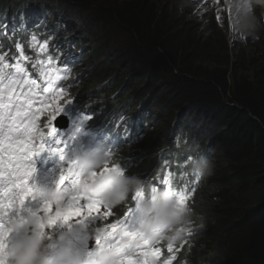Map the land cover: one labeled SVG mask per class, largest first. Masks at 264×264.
Masks as SVG:
<instances>
[{
  "label": "clouds",
  "instance_id": "clouds-1",
  "mask_svg": "<svg viewBox=\"0 0 264 264\" xmlns=\"http://www.w3.org/2000/svg\"><path fill=\"white\" fill-rule=\"evenodd\" d=\"M52 4L57 10L56 14L76 17V29L79 28L65 37L73 45H58L51 51V54H55L62 46H71L73 52L69 55L74 57L72 61L68 57L61 59L54 55L53 62L73 65L79 60L77 66L82 72L76 89L71 88L65 94L64 102L60 103L62 112L56 119L74 123V132L67 133L69 144L81 148L85 143L98 139L101 134L105 136L110 132L134 128L133 137L114 148L116 150L109 154V159L100 149L93 156L81 157L77 164L83 176H87L92 169L99 170L106 159V163L121 166L122 175L106 176L89 190V194L106 200L116 210L113 217L104 223H114L123 218L121 214L126 207L134 205V209L133 198L136 197L143 230L148 234H160L154 246L161 248V264L167 262L162 254V245H172L174 251L183 254H178L173 264H196V260L208 250H214L209 237L219 225L222 227L225 217L209 210L206 192L218 176L232 171L230 165L224 162L228 154L227 147L224 148L219 140L216 142L210 136L201 135L200 132L206 128L205 117L197 120V113L193 115L192 110L185 109V106L174 107L168 115L166 107L161 104L162 95L155 96L163 87L162 75L159 82L154 79L151 91L149 86L152 82L149 80L138 85L131 82V77L122 78L120 68L105 70L106 65L110 64L109 59L123 44L124 35L115 34L114 27V31L108 28L120 39L119 46L106 38L93 39L99 30L102 32L106 29L97 27L95 6L83 8L66 0H52ZM162 5L170 14L180 16L185 24L213 20L223 31L227 48L234 58L239 45L246 47L264 40V0H162ZM255 29H259L260 33L252 36L248 34ZM64 31L63 28L61 32ZM60 36L62 34L57 35ZM78 40L82 43L75 46ZM147 104H150L147 113L141 109L143 122L135 124L139 120L135 109ZM113 117L122 118L113 122ZM38 120H44V115H40ZM64 129L62 126L61 134ZM91 129L96 132H91ZM60 145H66V141ZM168 175L170 187L163 185L161 179ZM178 193L188 197L183 204L178 203ZM260 213H264V201L255 204L249 214L255 216ZM32 226L28 223L24 227L31 229ZM94 227L89 223L85 230L77 225L73 232L66 235L83 237L87 234L91 240L94 239ZM16 230L22 232L23 228L16 227ZM200 235H204L203 240L199 238ZM195 240H198L197 244ZM31 242L30 233L14 242L9 251L17 255L9 258V264H17L18 260H22L21 254L30 252ZM47 245V239L42 240L36 253L28 257V264H85L87 257L78 248L65 245L52 252Z\"/></svg>",
  "mask_w": 264,
  "mask_h": 264
},
{
  "label": "trees",
  "instance_id": "trees-1",
  "mask_svg": "<svg viewBox=\"0 0 264 264\" xmlns=\"http://www.w3.org/2000/svg\"><path fill=\"white\" fill-rule=\"evenodd\" d=\"M66 1L95 6L97 27H114L124 35L105 70L120 68L122 78L138 85L149 80L151 91L162 75L163 87L155 96L162 95L168 115L185 106L197 120L205 117L201 135L227 147L224 162L232 171L218 176L206 192L209 210L225 217L209 237L214 250L196 264H264V213L249 214L264 201V40L239 45L234 58L213 20L185 24L162 0ZM44 19L37 15L35 22Z\"/></svg>",
  "mask_w": 264,
  "mask_h": 264
},
{
  "label": "snow or ice",
  "instance_id": "snow-or-ice-1",
  "mask_svg": "<svg viewBox=\"0 0 264 264\" xmlns=\"http://www.w3.org/2000/svg\"><path fill=\"white\" fill-rule=\"evenodd\" d=\"M36 39L35 36L32 37ZM4 59L0 56V62ZM8 65L0 66V218L17 216L10 221L15 227L31 223L35 226L36 235L43 237L48 229L56 225L71 227L72 222L80 223L90 217L108 219L116 211L106 200L97 195L89 194L92 185L111 174L122 175L120 165L104 163L99 171L92 170L84 179H80L75 170V162L68 161L54 192H39L30 186L29 178L33 173L30 166L32 157L44 150L40 141L46 135L55 133L53 123L62 112L61 101L63 92L48 77L47 86L40 89L46 95H38L36 80H26V72L22 64L17 63L13 72H5ZM35 67V65H33ZM27 84V91L23 90ZM34 104L39 107L34 108ZM44 120L38 124V118ZM88 119V117H85ZM44 128L42 131L41 128ZM59 143V142H58ZM66 145L53 149L62 153ZM63 161L65 157L61 155ZM75 177L74 180L72 178ZM163 185L170 187V175L161 177ZM72 180L69 191L63 188L66 181ZM155 192L156 189L154 188ZM142 195V194H138ZM179 204L187 200L184 193H178ZM42 201L38 211L24 212L27 201ZM135 207L126 209L122 219L108 223L96 229L95 250L87 253L88 264H160L161 248L154 246L159 232L148 234L143 230L138 215L139 202L133 198ZM139 222V227L136 224ZM11 229L0 224V264H9V258L17 255L10 252L7 244ZM174 260L173 249L168 248ZM31 252L21 254L22 264H28ZM171 264V262H166Z\"/></svg>",
  "mask_w": 264,
  "mask_h": 264
},
{
  "label": "rangeland",
  "instance_id": "rangeland-1",
  "mask_svg": "<svg viewBox=\"0 0 264 264\" xmlns=\"http://www.w3.org/2000/svg\"><path fill=\"white\" fill-rule=\"evenodd\" d=\"M87 20H90L89 17H86ZM86 22V20H85ZM115 29V28H114ZM115 34H118L116 33V30H115ZM104 38L108 39L109 41H111V43L115 46H119L120 45V39L117 38V36L113 35V33L111 32L110 29L106 28L105 30H103L102 32H99L94 35V38L93 39H96V40H103ZM237 47V46H236Z\"/></svg>",
  "mask_w": 264,
  "mask_h": 264
},
{
  "label": "bare ground",
  "instance_id": "bare-ground-1",
  "mask_svg": "<svg viewBox=\"0 0 264 264\" xmlns=\"http://www.w3.org/2000/svg\"><path fill=\"white\" fill-rule=\"evenodd\" d=\"M36 28H38V27H36ZM111 138V137H110ZM50 172H46V171H41L40 173H41V175H43V176H45V177H47V175L48 174H50L51 173V171L52 170H49ZM195 243V242H194ZM169 246H171L172 247V249H173V255H174V260H176V258H177V255L179 254V255H183L182 253H178L177 251H174V246H172V245H162V247H163V249H162V254H164L165 256H167L166 257V260H167V262H171V264H173V259H172V257L169 255V252H168V248H169ZM194 252V248L192 249V253ZM190 260V259H189Z\"/></svg>",
  "mask_w": 264,
  "mask_h": 264
}]
</instances>
